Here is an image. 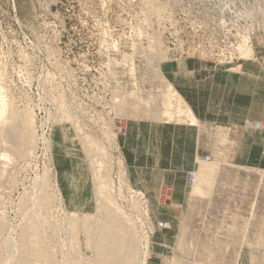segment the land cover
Listing matches in <instances>:
<instances>
[{
  "label": "rangeland",
  "instance_id": "1",
  "mask_svg": "<svg viewBox=\"0 0 264 264\" xmlns=\"http://www.w3.org/2000/svg\"><path fill=\"white\" fill-rule=\"evenodd\" d=\"M132 119L199 126L200 170L233 169L261 222L217 223L203 247L160 226L131 180ZM114 208L126 264H264V0H0V236L22 264H98Z\"/></svg>",
  "mask_w": 264,
  "mask_h": 264
},
{
  "label": "crops",
  "instance_id": "2",
  "mask_svg": "<svg viewBox=\"0 0 264 264\" xmlns=\"http://www.w3.org/2000/svg\"><path fill=\"white\" fill-rule=\"evenodd\" d=\"M203 109L204 107H195L196 112ZM211 110L231 112L232 108L212 107ZM156 119L161 118L156 116ZM198 121L196 116V122L191 124ZM231 121L233 120H228ZM230 125L239 127L234 122ZM205 138L204 131L197 125L140 119L130 120L122 136L132 183L138 190L148 193L156 222L163 228L170 225L172 231H182L185 227L189 231V226L193 225L197 232L196 245L200 243L202 247L204 242L214 240L212 235L217 223L258 224L263 218L252 215L255 203L258 207L261 204L260 200H256V192L251 200L246 195L244 185L229 183L230 177L234 175L233 169L208 168L204 174L200 170L201 162L212 161L211 155L210 160L203 157ZM227 155L230 160H234L236 156L234 152ZM190 171H195V182L189 180ZM210 180L212 184H206ZM256 187L263 188V185L258 184ZM249 190L251 193L252 190ZM235 208L242 210L236 214ZM199 233H210V236L205 234L199 239ZM260 242L257 232L250 234L241 249L242 255L260 256L258 248L263 245ZM227 247L226 255L236 253L234 244H228ZM229 248H232L230 252Z\"/></svg>",
  "mask_w": 264,
  "mask_h": 264
},
{
  "label": "bare ground",
  "instance_id": "3",
  "mask_svg": "<svg viewBox=\"0 0 264 264\" xmlns=\"http://www.w3.org/2000/svg\"><path fill=\"white\" fill-rule=\"evenodd\" d=\"M209 159L210 158L208 156L205 158V160H209ZM189 173H192V175L194 176L192 180L189 178V180L193 182L197 178V177L195 178V171H190ZM189 173H188V177H189ZM35 195H37V194H35ZM31 197H33V196H31ZM36 199H34V201ZM31 204H32V202H31ZM32 205H30V206H32ZM31 209H33V208H31ZM34 210L36 211L37 209H34ZM34 210H33V212H34ZM27 212L25 211V213H27ZM102 220L104 221L103 228L105 229V231H104V235L102 234L103 231L100 232L99 244L100 243L101 244L97 245L93 241L95 243V245L99 248V251H100L99 254L97 255V258H98L97 263L98 264H126V261L128 259V253H129L128 250L132 247V241L129 237H127L130 234L128 225H126V222L121 220L118 217L115 208L113 209V211L112 210L109 211L108 215H106V218L102 219ZM68 226H69V224H68ZM9 235H10V233H9ZM103 239H105V242H103ZM93 240H95V239H93ZM7 245H9V247ZM99 256H101V257H99ZM24 258H25V256L23 254H18L15 247L13 245H11L10 243H8V237L0 236V264H22V261H24ZM43 264H54V263H52L49 260H45Z\"/></svg>",
  "mask_w": 264,
  "mask_h": 264
},
{
  "label": "built area",
  "instance_id": "4",
  "mask_svg": "<svg viewBox=\"0 0 264 264\" xmlns=\"http://www.w3.org/2000/svg\"><path fill=\"white\" fill-rule=\"evenodd\" d=\"M193 175H192V173H189V178L192 180L193 179Z\"/></svg>",
  "mask_w": 264,
  "mask_h": 264
}]
</instances>
